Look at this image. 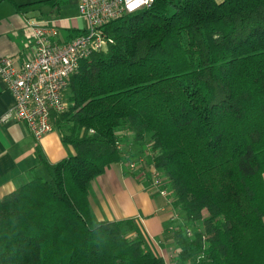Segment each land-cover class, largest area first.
I'll use <instances>...</instances> for the list:
<instances>
[{
    "label": "trees",
    "instance_id": "16d2710c",
    "mask_svg": "<svg viewBox=\"0 0 264 264\" xmlns=\"http://www.w3.org/2000/svg\"><path fill=\"white\" fill-rule=\"evenodd\" d=\"M50 2L53 0H43ZM51 122L74 155L0 198V264H168L99 220L90 182L146 135L188 227L177 264H264V0H155L105 26Z\"/></svg>",
    "mask_w": 264,
    "mask_h": 264
},
{
    "label": "crops",
    "instance_id": "0c3cea01",
    "mask_svg": "<svg viewBox=\"0 0 264 264\" xmlns=\"http://www.w3.org/2000/svg\"><path fill=\"white\" fill-rule=\"evenodd\" d=\"M72 11L76 12V18L71 17ZM77 19H82L78 0H0V58H11L17 67L32 56L34 40L29 24L53 26L58 31L57 39L67 42L85 25L83 19L82 26ZM13 105V97L0 77V198L34 175L43 178L49 175L36 149L48 163L74 155L73 148L62 142L57 128L35 139L25 124L8 115ZM116 134L122 158L90 182L91 210L99 220H131L133 229L128 232L129 237L141 238L146 250L163 257L168 264H176L173 230L188 226L186 218L172 206L170 196L151 190L149 168H128L127 162L141 154L152 162L149 141L145 144L133 141L125 127L118 128Z\"/></svg>",
    "mask_w": 264,
    "mask_h": 264
},
{
    "label": "built area",
    "instance_id": "2783aa9c",
    "mask_svg": "<svg viewBox=\"0 0 264 264\" xmlns=\"http://www.w3.org/2000/svg\"><path fill=\"white\" fill-rule=\"evenodd\" d=\"M155 0H78V13L85 25L80 33L69 41H59L55 27L29 24V32L33 37V54L17 67L11 58H0V77L11 93L14 105L11 109L17 121L22 122L35 139L52 131L53 112H63L67 101L63 97L70 77L77 73L81 60L91 54L105 51L111 39L107 36V23L123 16L148 8ZM136 3L135 8L130 7ZM121 149V146L119 145ZM130 170L138 165L145 168L142 156L127 162ZM151 170V190L163 196L172 192L165 175L158 169ZM187 234L191 231L186 230ZM177 253V250L175 251Z\"/></svg>",
    "mask_w": 264,
    "mask_h": 264
},
{
    "label": "rangeland",
    "instance_id": "374dc122",
    "mask_svg": "<svg viewBox=\"0 0 264 264\" xmlns=\"http://www.w3.org/2000/svg\"><path fill=\"white\" fill-rule=\"evenodd\" d=\"M217 1H220V0H217ZM79 14V13H78ZM76 12L75 11H72V15H71V17H75L76 18ZM77 22H78V24H80L81 26L84 24L83 23V21H82V19H77ZM68 96H69V90H68V88H66L65 90H64V92H63V97H64V99L67 101V98H68ZM149 136L148 135H146V137L144 138V140H142L143 142V144H145V143H147L148 141H149ZM120 145V144H119ZM149 148H150V145H149ZM150 151H151V148H150ZM151 153H152V151H151ZM140 156H142L143 158H144V160H145V167H147V168H149V166H152V167H154L153 166V158H152V162L151 163H149V161L147 160L148 158H147V156L145 155V154H141V155H138V157H140ZM138 168H141V170H145V168L143 169V167H142V165H138L137 166V169ZM155 168V167H154ZM150 169V168H149ZM151 171V170H150ZM44 178L45 179H49L50 178V176L48 175V176H44ZM172 204H173V201L171 202ZM175 217H177V215H175ZM186 227H188V229L190 230V231H192L194 228H196V227H200V225L198 224V223H196V224H190L189 223V225L188 226H186ZM176 261V264L178 263V260L176 259L175 260Z\"/></svg>",
    "mask_w": 264,
    "mask_h": 264
},
{
    "label": "snow or ice",
    "instance_id": "6c2138e0",
    "mask_svg": "<svg viewBox=\"0 0 264 264\" xmlns=\"http://www.w3.org/2000/svg\"><path fill=\"white\" fill-rule=\"evenodd\" d=\"M136 6H137L136 3H133V4L130 5V7H133V8H135Z\"/></svg>",
    "mask_w": 264,
    "mask_h": 264
},
{
    "label": "clouds",
    "instance_id": "9594fccd",
    "mask_svg": "<svg viewBox=\"0 0 264 264\" xmlns=\"http://www.w3.org/2000/svg\"><path fill=\"white\" fill-rule=\"evenodd\" d=\"M142 2H145V3H146V2H147V0H142Z\"/></svg>",
    "mask_w": 264,
    "mask_h": 264
}]
</instances>
